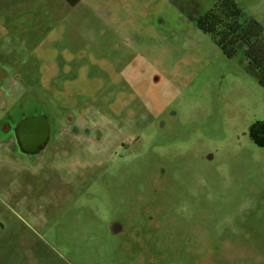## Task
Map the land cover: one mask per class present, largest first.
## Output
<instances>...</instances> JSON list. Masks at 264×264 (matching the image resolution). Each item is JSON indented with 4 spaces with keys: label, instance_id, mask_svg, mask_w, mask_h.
Wrapping results in <instances>:
<instances>
[{
    "label": "rangeland",
    "instance_id": "obj_1",
    "mask_svg": "<svg viewBox=\"0 0 264 264\" xmlns=\"http://www.w3.org/2000/svg\"><path fill=\"white\" fill-rule=\"evenodd\" d=\"M188 2L0 0V122L30 114L27 102L53 84L54 137L96 94L102 107L89 121L107 133L94 154L105 162L93 163L81 137L71 161L68 134L28 156L0 130V264H264L262 255L241 263L264 250L253 219L264 221V147L249 135L264 120V87L242 50L228 58L197 29L216 0ZM241 2L264 24V0ZM155 162L168 179L150 197L149 185L164 181L148 178ZM122 163L119 200L104 204L92 176ZM146 203L157 225L151 239L112 251L96 222L108 209L109 219L143 223ZM215 240L226 241L223 251L206 259Z\"/></svg>",
    "mask_w": 264,
    "mask_h": 264
},
{
    "label": "flooded vegetation",
    "instance_id": "obj_2",
    "mask_svg": "<svg viewBox=\"0 0 264 264\" xmlns=\"http://www.w3.org/2000/svg\"><path fill=\"white\" fill-rule=\"evenodd\" d=\"M191 1H189L187 4L188 9H190L192 6ZM182 10L184 9L179 8V11ZM58 91L59 90L55 85L50 84L48 89H43V94L37 96V101L35 103L33 102L30 104L27 102V109L31 111L30 114L22 116L13 124L11 122H0V130L9 132V134L12 135L13 140L17 144L18 148L28 156H36L44 153L51 147H57L59 145L57 142L58 135L68 134L70 143L74 147L70 152L71 161H75V159L77 158L75 149L76 145H74L73 143V137H81V139L88 142L87 146L85 147L88 151L87 160L93 163L105 162L104 160H98L94 154H101L100 150L105 146L107 133L103 135L102 129L104 128H102L97 122L89 121L90 117H92L93 114L92 111L99 110L100 106L102 107V103H99L101 102L99 94H96L97 96L92 98L91 101H86L82 104L85 107L84 112H82L79 107L75 106L72 109L71 117H69L70 121L68 123H63L61 129L54 137V133L57 130V118L59 117L57 113L61 114V112L55 111L54 114L58 115V117L56 118L53 115V97L58 93ZM31 93L32 91L30 90V95ZM41 96L48 97V101L45 98H40ZM30 98L31 97H28L26 100L28 101V99ZM76 108H78V110ZM257 133L261 134V136L264 137V132ZM66 151L67 150L65 149L59 152L65 153ZM123 167L124 165L122 163L117 168L116 166H112L110 169L106 168L101 171H97L95 175L92 176L94 177V184H97L100 187L98 191L104 194V204L105 202L107 205L112 203L115 197L117 200H119L121 183L124 174ZM153 176H157L158 180L163 179L164 181L159 186L158 181L154 185H149L150 197L154 195L155 191H157L158 188H164L165 183L167 182L166 178L168 179L167 165L160 162H155L149 172L148 178H151ZM68 177L71 181V171H69ZM72 177L73 181L75 182V175H73ZM154 186H156V188L152 189ZM53 196L57 201H59L60 195L57 190L54 191ZM148 205L149 203L143 205L144 208H147L143 213L145 221L143 223L134 221L129 225L125 224L121 215L119 214H116L109 219V210L106 209L104 214L105 217L98 220L96 222V225L101 227L103 236L107 237V239L111 237V243L109 247L112 251H120L122 247H127L130 250H134L137 244H144L151 239L154 230L157 228V225L156 218L152 212L153 210L150 209ZM249 210H251V208H245L243 211H241V213L237 215V217L234 218V220L237 222H243L244 212ZM150 220L152 221V223L148 224V221ZM1 227H4V225L1 224ZM194 231L196 233H193L191 235L193 239H198L200 236V232L197 226L194 228ZM225 244L226 241H212L209 244L208 249L205 251V254H203V257L209 259L210 257H213L210 255H220ZM185 248H188V246H186ZM246 262L247 261L243 259L241 260V263ZM211 263L227 264L228 262L225 263L224 259L218 258L214 259ZM189 264H200V262L197 258L192 261L189 260Z\"/></svg>",
    "mask_w": 264,
    "mask_h": 264
},
{
    "label": "trees",
    "instance_id": "obj_3",
    "mask_svg": "<svg viewBox=\"0 0 264 264\" xmlns=\"http://www.w3.org/2000/svg\"><path fill=\"white\" fill-rule=\"evenodd\" d=\"M195 24L215 40L226 57L233 58L242 50L244 57L256 68L259 84L264 87V24L249 14V9L241 0H216L197 18ZM257 132H264V120L254 123L249 129L253 143L264 147V137ZM253 219L256 223H262L264 230V221L259 214L254 215ZM250 255V258L247 256L243 260L261 263L260 255L264 257V250L261 253L252 251Z\"/></svg>",
    "mask_w": 264,
    "mask_h": 264
},
{
    "label": "crops",
    "instance_id": "obj_4",
    "mask_svg": "<svg viewBox=\"0 0 264 264\" xmlns=\"http://www.w3.org/2000/svg\"><path fill=\"white\" fill-rule=\"evenodd\" d=\"M189 1H191V0H189ZM191 2H194V0H192ZM213 4H214V3H213ZM211 7H212V6H211ZM211 7H210V8H211ZM247 8H248V7H247ZM208 9H209V8H208ZM201 11H202V10H201ZM250 11H251V9L249 8V12H250Z\"/></svg>",
    "mask_w": 264,
    "mask_h": 264
}]
</instances>
